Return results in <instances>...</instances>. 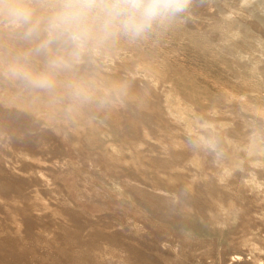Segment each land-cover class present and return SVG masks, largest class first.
I'll list each match as a JSON object with an SVG mask.
<instances>
[{
  "label": "bare ground",
  "instance_id": "6f19581e",
  "mask_svg": "<svg viewBox=\"0 0 264 264\" xmlns=\"http://www.w3.org/2000/svg\"><path fill=\"white\" fill-rule=\"evenodd\" d=\"M191 3V42L233 77L206 78L208 103L99 32L31 88L5 69L39 41L0 13V264H264V0Z\"/></svg>",
  "mask_w": 264,
  "mask_h": 264
},
{
  "label": "clouds",
  "instance_id": "9594fccd",
  "mask_svg": "<svg viewBox=\"0 0 264 264\" xmlns=\"http://www.w3.org/2000/svg\"><path fill=\"white\" fill-rule=\"evenodd\" d=\"M186 8L187 0H105L101 4L83 0L79 4H66L41 28L40 23L34 20L31 7L19 0H0V13L5 22L13 28H22L23 38L39 41L35 48L12 58L6 66L5 75L34 89L52 90L55 87L54 74L70 66L81 55V46L87 44L89 33L85 20L90 13L102 19L100 31L105 37L122 36L137 40L175 19ZM45 32L48 35L44 36ZM53 47L58 49L55 55L50 54ZM61 48L67 49V54H61ZM32 55L46 57L42 70L31 67ZM203 143L215 148L211 140ZM193 145L199 147L201 142L193 141Z\"/></svg>",
  "mask_w": 264,
  "mask_h": 264
},
{
  "label": "rangeland",
  "instance_id": "374dc122",
  "mask_svg": "<svg viewBox=\"0 0 264 264\" xmlns=\"http://www.w3.org/2000/svg\"><path fill=\"white\" fill-rule=\"evenodd\" d=\"M23 1H25V2H23ZM44 1H46L47 3ZM44 1H43L44 2L43 3L42 0H21V1L19 0V2L28 5L32 9L35 8L34 12L37 11L38 9H41V7H43L46 11H49L50 13L48 14V12H47V14H46V15H48V16H46L47 19L44 15L45 19H42V20H48L50 17H53V15H56L57 13H59L65 7V5L68 3L79 4V3L83 2V0H55V1L54 0H44ZM94 2L97 4H101V3H104L105 0H94ZM190 2H191V0H190ZM27 3H29V4H27ZM34 3H36V4L38 3V4L36 5ZM48 3H49V5H47ZM52 5H54V6L52 7ZM191 5L192 6H188L186 8L187 12L190 10L188 12L189 14L185 11V13L183 12V14L182 13H181V15L179 14V16H177L175 19L171 20L170 22H165L163 25L156 27L152 32L147 34L144 38L137 39V40H129V39L122 37V36L112 37V38H109V40H108V37L106 38L103 35V33L100 31V25L102 24V19L100 17H98L95 13H90L89 14L90 16L88 15V17L85 20V25H88L87 26L88 31L90 30L88 32L89 34H92L95 36L99 32L102 35V37L105 38V40L107 42L110 41L113 44H117V45H118V43H120V44L123 43L122 46L119 45L120 49H121L119 51L128 52L130 50L128 55H130L131 52L135 51L136 54L139 53L138 57H142V58L150 60L155 66H158V67H155L152 64L155 67L154 69H158V70L161 69V71H163V69L165 71L170 70V72L177 73L179 76L177 78H179V79H182L184 76L185 77L187 76V78L192 77V78L198 79V80H196V79L192 80V79L188 78V79H190L188 81H193L195 83V85L193 87H189L187 85H184L182 82V81H184L183 79L179 80V82L181 83L179 85V87L177 85V87L179 88L178 89L179 93L185 92L186 94L189 93L191 95V93L194 92L193 89H198L200 91V93L203 95V99L205 97L203 102L208 103V82H207L208 77L211 78V75H212L213 79H214V77L215 78L216 77H218V78H221V77L226 78L227 77L228 79L229 78L232 79L233 77H228L225 72H224L223 76L221 75V74H223V71H222L223 66L218 62V60H221V59H219V56L221 55V53L219 52L220 53L219 55H215V54H218V51L216 48H214L216 52L214 51V49H213V52L210 51V53L211 52L212 53L209 54L211 56L209 58H207L209 56L207 54L208 51H206L207 49H205V51L203 52L204 54L203 53L198 54L202 50L201 51H200V49L197 50L198 46L196 45V43L193 44V42H191V41H193V39H191V37L193 38V36H191L193 33L189 34L191 32L190 31L188 32V27H186V26L187 25L190 26V25H192V23L197 24L199 22H204V19H203V21H201L202 19H200L199 16L204 17L203 13H205V12H203L202 10H205V9H204V7H202L203 5H201V4H199V6H197V4L191 3ZM38 6H39V8H38ZM60 6H61V8H60ZM36 7H37V10H36ZM54 10H56V11H54ZM214 10H216V8H214ZM200 12L202 15L199 14ZM51 13H53V15ZM186 15H189V17ZM198 17H199V19H198ZM195 22H197V23H195ZM168 23H170V24H168ZM199 24L203 25L202 23H199ZM0 26H2L1 23H0ZM92 30H93V32H92ZM171 30H173V31H171ZM99 33H98V35H100ZM97 36H95V37H97ZM195 36H197V35H195ZM127 42L128 43L130 42V44H128ZM190 44H192V45H190ZM127 45H128V47H127ZM194 45H196V46H194ZM244 45H246V44H244ZM123 48H125V49L123 50ZM126 48L129 50H127ZM131 49L134 51H131ZM205 54L207 55V57L204 56ZM212 56H213V58H212ZM205 57H206V59H204ZM216 57H217V61H216ZM220 58H221V56H220ZM210 59H212V60H210ZM213 59H214L215 63H214ZM166 64H167V66H166ZM152 65H151V67H153ZM194 72H195V74H194ZM196 72L198 73V75ZM200 73L202 75H200ZM219 76H221V77H219ZM139 77L141 79H144L143 74L142 75L139 74ZM175 77H176V75H175ZM185 77H184V79H186ZM198 77H201V78H198ZM202 78H203V80H202ZM206 78H207V80H206ZM258 125L261 127L260 124H258Z\"/></svg>",
  "mask_w": 264,
  "mask_h": 264
}]
</instances>
